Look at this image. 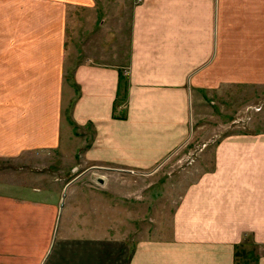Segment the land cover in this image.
<instances>
[{"label":"crops","instance_id":"1","mask_svg":"<svg viewBox=\"0 0 264 264\" xmlns=\"http://www.w3.org/2000/svg\"><path fill=\"white\" fill-rule=\"evenodd\" d=\"M131 2L125 66V0H0V160L79 151L101 170L80 179L108 189L215 136L186 169L169 237L114 231L111 190L0 184V264H236L245 242L264 264V0ZM229 101L233 119L212 126ZM250 106L262 113L237 125Z\"/></svg>","mask_w":264,"mask_h":264},{"label":"rangeland","instance_id":"2","mask_svg":"<svg viewBox=\"0 0 264 264\" xmlns=\"http://www.w3.org/2000/svg\"><path fill=\"white\" fill-rule=\"evenodd\" d=\"M132 5L131 0H125V31L122 30L123 24L119 21L116 22L114 28L115 44L119 47L118 50H121L122 45L125 46V66L127 65L128 57L126 45L131 31ZM120 17H123L122 13H120ZM123 34H125L124 40H122ZM229 102L226 103L229 108L224 112L222 111L221 114L219 107L216 105L213 118L210 121L212 126L218 125L219 121L220 123L221 121L230 123L233 119L231 110L235 104L231 103V101ZM250 107L242 109V116L236 118L234 121L238 123L237 125L242 127L248 126L251 120H256V115L262 113L259 112L261 110L260 106ZM218 115H220V118ZM229 116H231V120ZM230 131L228 130L226 133ZM206 137H211L206 142L212 144L215 136L205 135L202 138L201 136L196 137L192 141V145L184 147L173 155L158 172L151 175L123 173L125 174L123 179L113 181V184L107 187L108 189H102V186L95 181L90 184L87 179H80L81 176L87 173V170L90 171L88 174L94 176V178L100 176L101 170H92L89 165L79 166V151L74 154L73 150H66L67 156L55 153L51 154L47 159H41L40 156H25L16 161L0 160V184L32 185V182H35L38 185L43 181L48 182L52 178L57 180L58 177H62L67 184L74 185L75 191L89 192L90 190H95L101 192L102 190H111L113 194L106 196L109 198L108 202L112 204L115 211L113 215L102 217L108 218V223H111L109 219L113 220L114 231L118 233L125 231V234L129 231L132 243L141 237L166 238L170 234V214L183 191V184L181 182L185 180L184 174L187 168L195 164L196 159L200 155L199 147L201 146L199 145H202ZM75 180L78 181L74 183ZM45 184L47 185L48 183ZM146 196L150 199H146ZM154 211L158 212V216L156 217L161 218L160 226L157 218V227H161L159 232L155 230L149 231L150 226L155 227V224H153V219L155 218ZM160 212L161 214L159 215ZM257 257L258 253L255 246L249 242H245L237 250L236 264H255Z\"/></svg>","mask_w":264,"mask_h":264},{"label":"trees","instance_id":"3","mask_svg":"<svg viewBox=\"0 0 264 264\" xmlns=\"http://www.w3.org/2000/svg\"><path fill=\"white\" fill-rule=\"evenodd\" d=\"M121 83H122V79H121ZM236 258H237V253H236Z\"/></svg>","mask_w":264,"mask_h":264}]
</instances>
